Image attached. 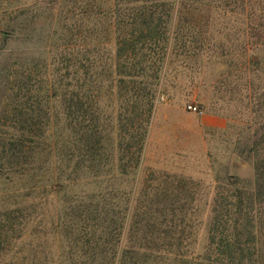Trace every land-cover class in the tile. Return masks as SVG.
<instances>
[{"label":"trees","instance_id":"obj_1","mask_svg":"<svg viewBox=\"0 0 264 264\" xmlns=\"http://www.w3.org/2000/svg\"><path fill=\"white\" fill-rule=\"evenodd\" d=\"M251 1H72L66 16H58V21H67L60 26L62 31L52 30V35L65 39L61 37L64 44L53 58L54 80L48 85L50 96L55 94L53 84L65 80L64 131L52 134L51 144L46 145L41 144L43 132L0 129V185L16 187L31 170L43 171L46 163L44 173L48 171L45 178L0 193L4 204L0 264H264V149L255 165L253 194L234 188L213 198L202 254L194 247L198 224L194 196L124 197L76 190L86 173L97 178L98 166L112 162V155L103 152L109 140L100 106L103 97L108 107L117 97V121L109 127L118 132L120 174L126 173L130 162L137 165L153 105V99L145 100L149 92L143 80L145 70L151 69L148 52L166 42L168 7L177 2L194 12L198 5L245 6ZM254 1L264 8V0ZM92 19L96 22L91 24ZM22 73L17 79L19 75L11 71L12 84L17 86L13 95L32 96L37 77L30 69ZM3 118L0 125L12 118L36 124L30 117ZM31 157L38 165L22 168L21 159ZM52 201L49 212L45 207Z\"/></svg>","mask_w":264,"mask_h":264},{"label":"rangeland","instance_id":"obj_2","mask_svg":"<svg viewBox=\"0 0 264 264\" xmlns=\"http://www.w3.org/2000/svg\"><path fill=\"white\" fill-rule=\"evenodd\" d=\"M72 1L0 0V120L30 117L36 123L30 126L12 118L2 122V131L31 128L45 134L41 144L46 145L51 144L52 134L64 131L65 80L53 84L55 94L50 96L48 85L54 80L53 58L64 44V36L52 35V30L62 31L60 26L67 21H58V16H66ZM197 7L200 11L190 12L177 2L168 7L166 42L148 52L151 69L145 70L143 80L149 92L145 100L153 99V105L137 165L130 162L126 173L120 174L118 132L109 127L117 121V97L109 107L103 97L100 106L109 135L103 152L112 155V162L98 166L97 178L86 173L76 190L124 197L194 196L198 213L194 247L202 254L213 198L234 188L247 194L256 189L255 165L264 149L260 143L264 138V8L254 0L245 6ZM186 17L195 24L185 22ZM27 69L37 77L32 96L15 97L11 71L19 75ZM33 160L21 159L20 166H37ZM44 170H31L13 188L45 178L48 171ZM13 188L0 185V193ZM52 202L45 207L49 212ZM3 205L0 202V210Z\"/></svg>","mask_w":264,"mask_h":264},{"label":"built area","instance_id":"obj_3","mask_svg":"<svg viewBox=\"0 0 264 264\" xmlns=\"http://www.w3.org/2000/svg\"><path fill=\"white\" fill-rule=\"evenodd\" d=\"M188 107H189L190 110H193V111H196V109H197V107L192 106V105H189Z\"/></svg>","mask_w":264,"mask_h":264}]
</instances>
